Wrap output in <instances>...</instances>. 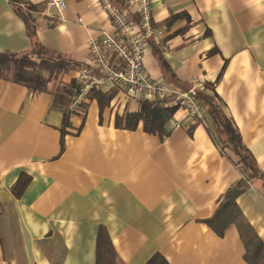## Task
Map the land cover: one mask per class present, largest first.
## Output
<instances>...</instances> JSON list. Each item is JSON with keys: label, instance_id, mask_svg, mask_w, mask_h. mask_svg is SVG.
<instances>
[{"label": "crops", "instance_id": "obj_1", "mask_svg": "<svg viewBox=\"0 0 264 264\" xmlns=\"http://www.w3.org/2000/svg\"><path fill=\"white\" fill-rule=\"evenodd\" d=\"M24 1L35 7L39 44L101 77L90 41L115 29L103 0H65L57 19L44 17L47 0ZM151 1L163 44L147 39L143 66L171 87L217 96L264 171V0ZM12 5L0 0V52L32 46ZM77 73L43 91L0 77V264H96L101 228L119 264H147L156 254L169 264H250L238 225L219 235L206 222L242 177L210 113L198 120L171 104L166 135L142 121L131 129L124 119L143 99L104 80L81 105H68L74 113L64 127L54 95ZM237 203L264 243V181L253 179Z\"/></svg>", "mask_w": 264, "mask_h": 264}, {"label": "trees", "instance_id": "obj_2", "mask_svg": "<svg viewBox=\"0 0 264 264\" xmlns=\"http://www.w3.org/2000/svg\"><path fill=\"white\" fill-rule=\"evenodd\" d=\"M16 12L24 20L27 32L32 41L28 50L21 52L3 51L0 52V77L9 81L27 86L32 91H43L47 89V82L57 78L61 74L70 73L73 70H80L85 64L63 54L50 50L39 44L36 40V18L33 15L35 7L24 0H11ZM122 6L126 0H114ZM26 5V6H24ZM24 6V7H23ZM138 20V19H137ZM155 53L161 62L163 68L166 61L159 53L158 48H154ZM173 80V79H172ZM84 83L77 78L71 82L60 85L55 93V103L63 107L64 127L70 125V117L74 113L73 104L79 94L82 92ZM100 101L106 99L104 94L97 92L95 94ZM172 97L158 100H142L141 109L136 113H128L124 119L128 128L135 129L140 121L144 123L147 132L159 133L161 136L166 135V125L170 121L176 106H166L165 103L171 101ZM196 100L202 105L203 109L210 113L218 131L217 141L222 147L229 148L234 155H237V168L242 174L238 182L232 185L226 193L223 194L214 215L206 222L217 232L222 235L231 225L236 224L240 228V234L246 244V260L250 264H264V243L254 233L253 229L245 222L244 215L238 207L237 198L252 185L253 179L264 181V171L252 154L251 150L243 142L242 135L237 129L233 119L224 111L217 96H207L201 92L196 95ZM20 178L18 183H21ZM19 185V184H18ZM107 232L101 228L99 232L97 260L96 264H119L117 253L115 252L112 241L108 238ZM161 254L154 255L147 264H169Z\"/></svg>", "mask_w": 264, "mask_h": 264}, {"label": "built area", "instance_id": "obj_3", "mask_svg": "<svg viewBox=\"0 0 264 264\" xmlns=\"http://www.w3.org/2000/svg\"><path fill=\"white\" fill-rule=\"evenodd\" d=\"M105 8L114 23V30H103L97 38L90 41V56L99 69L101 77L93 70L82 67L78 70L77 79L84 83L82 92L74 104L81 105L86 94L93 86H100L104 80L112 81L121 88H126L129 95H137L143 100H158L172 97L165 103L181 105L186 108L190 117L205 119L206 112L196 100V88L183 91L169 86L166 82L153 79L144 65L147 39L153 37L163 44V31L152 23L151 0H126L127 8H119L111 0H103ZM65 0H47L43 14L46 18L57 19L66 9ZM135 14L138 22L130 20ZM165 46V45H164ZM175 126L178 123L173 122Z\"/></svg>", "mask_w": 264, "mask_h": 264}]
</instances>
